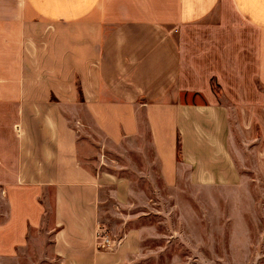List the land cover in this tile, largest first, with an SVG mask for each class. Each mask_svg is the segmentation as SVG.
Wrapping results in <instances>:
<instances>
[{"label": "crops", "instance_id": "0c3cea01", "mask_svg": "<svg viewBox=\"0 0 264 264\" xmlns=\"http://www.w3.org/2000/svg\"><path fill=\"white\" fill-rule=\"evenodd\" d=\"M246 155L264 170V0H0V258L42 235L117 264L145 228L99 245L106 205L238 186Z\"/></svg>", "mask_w": 264, "mask_h": 264}, {"label": "rangeland", "instance_id": "374dc122", "mask_svg": "<svg viewBox=\"0 0 264 264\" xmlns=\"http://www.w3.org/2000/svg\"><path fill=\"white\" fill-rule=\"evenodd\" d=\"M242 153L237 151L240 157ZM250 157L242 158L240 185L208 187L206 181L185 180L179 187L160 189L158 204H148V198H153L151 189L136 180L140 206L129 210L115 200L106 205L103 229L115 241L114 245L98 244L115 249L124 230L140 227L145 228L142 238H133L117 256V264L124 259L133 264H264V170L257 171ZM107 159L105 170L122 176L116 162L124 163L114 155L108 154ZM119 192L120 201H125L123 189ZM0 264L58 263L51 240L39 235L16 256L0 258Z\"/></svg>", "mask_w": 264, "mask_h": 264}, {"label": "built area", "instance_id": "2783aa9c", "mask_svg": "<svg viewBox=\"0 0 264 264\" xmlns=\"http://www.w3.org/2000/svg\"><path fill=\"white\" fill-rule=\"evenodd\" d=\"M17 130L19 131V127L17 128ZM97 237H98V240L101 241V243L103 244H108V245L112 244V240L109 238L106 230H104L103 228H100Z\"/></svg>", "mask_w": 264, "mask_h": 264}]
</instances>
